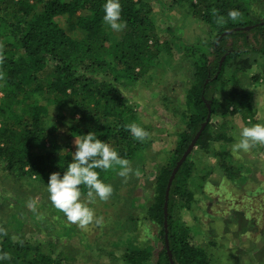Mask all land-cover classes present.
<instances>
[{
    "label": "trees",
    "instance_id": "trees-1",
    "mask_svg": "<svg viewBox=\"0 0 264 264\" xmlns=\"http://www.w3.org/2000/svg\"><path fill=\"white\" fill-rule=\"evenodd\" d=\"M172 1L189 4L193 17L209 28L210 41L191 48L192 56L193 53L198 56L193 62L191 86L184 98V105L190 113L184 118L186 126L178 134L168 166L159 169L153 183L148 182L154 193L150 204L141 211L145 209V218L161 228L163 246L157 254L156 264H210L208 254L190 243L187 227L173 218L172 211L176 200H180L181 208L186 211L196 200L194 190L189 187L193 170L203 180L201 185L196 184V189L206 191L211 171L202 176L200 155L207 154L215 159L224 179H220L221 184L240 177L239 169L232 164L234 160L241 163L242 159L238 157L241 151H233L235 140L239 138L232 130L229 132L231 121L228 119L212 130L209 119L215 114L222 120L227 116L238 117L244 127H248L244 123L259 120L249 88L260 80L264 82V18L261 15L264 11L259 10L264 9V0ZM105 2L0 0V52L4 57L0 72L5 77L0 80L4 93L0 98V163L3 170L15 175L19 181L33 178L46 188L52 173L58 172L62 177L72 158L68 144L71 137L81 138L94 132L98 139L131 163L141 160L143 151L150 144L148 138L143 142L134 140L126 130V125L136 123L148 132L150 125L144 124L139 118V110L128 104L127 101L132 102L134 96L123 88L141 80L161 50L154 32L151 8L144 0H119L121 22H126L127 27L119 32L118 40L112 42L101 28ZM213 9L226 19L230 10H237L242 13V18L220 26L212 15ZM257 12H261L262 17ZM62 17H66L69 27L74 29V37L62 27ZM256 69H260V73H253ZM42 95L50 96L45 101L58 110L66 106L74 117L65 130L64 140L57 126H43L48 108L41 103ZM135 100L137 107L144 105L142 99ZM230 107L231 111L228 110ZM194 139L192 149H200L196 162L188 161L191 149L171 180L164 213L168 181ZM119 170V167L107 172L96 169L104 183L113 184L112 197L117 199L120 186L129 188L127 197L119 196L123 201L119 218L122 226L127 225L126 231L133 232L132 227L138 224V219L133 211L136 208L130 205L137 199V184L133 182L134 177L125 183L117 174ZM113 179L116 181L112 182ZM221 187L224 189V185ZM220 190L214 193L224 191ZM17 191L19 188L15 190L18 201L0 195L2 213L6 214L12 202L19 208L22 218L39 227L43 226L42 221H53L52 217H55L63 230L62 235L78 234L77 227L67 224L64 215L61 219V212L53 206L47 213H42L44 217L41 219L37 205L35 211L28 208L23 202L24 193ZM81 193L87 194V188L81 186ZM252 210L249 211L257 214L262 208ZM0 229L7 233L0 234V253L11 255V259L0 260V264H63L72 260L66 257L61 247L56 252L50 244V253H44L41 244L28 247L23 238L14 241L16 234L5 224H0ZM61 245L64 249L69 248L66 244ZM106 256L121 259L125 264H149L151 253L139 246L125 249L119 256Z\"/></svg>",
    "mask_w": 264,
    "mask_h": 264
},
{
    "label": "rangeland",
    "instance_id": "rangeland-1",
    "mask_svg": "<svg viewBox=\"0 0 264 264\" xmlns=\"http://www.w3.org/2000/svg\"><path fill=\"white\" fill-rule=\"evenodd\" d=\"M144 2L151 8L154 32L157 41L161 44V50L141 80L123 88L127 94L142 99L144 105L138 107L134 97L132 102H127L134 109L139 110L141 121L150 125L148 129L150 144L143 151V158L131 163L134 174L128 178L134 177L133 182L137 184V195H135L137 199L130 205L131 208H136L133 211L138 224L132 227L135 230L132 232L127 229V232L125 227L127 225L122 226L123 222L120 224L123 201H120L119 196L127 197L125 195L128 194L129 188L125 186L119 187L117 199L111 196L107 202L97 199L95 203L89 204V207L94 209L95 215L103 218L101 226L93 223L87 230H82L75 225L78 234L70 236L62 235L63 230L60 229L55 217H52L53 221H42L43 226L39 227L38 224L22 218L19 208L11 204L12 202L9 203L6 214L0 211V224H5L18 239L23 238L26 246L36 247L41 244L44 253H50L51 249L48 246L50 244L56 252L60 251L61 247L66 252V257L72 259L68 262L63 261V264H125L121 259L107 257L106 254L119 256L125 249L139 246H144L150 251L149 264H156L157 254L163 246L160 241V226L146 219L145 209L142 211L141 209L150 204L154 189L149 183H153L159 169L168 166L178 134L183 132L186 126L184 118L190 112L184 105L185 92L191 86L193 62L198 56L197 53H193L192 56L191 48L199 43H208L210 40H208L209 28L193 17L188 3H175L172 0H144ZM259 10L264 11L261 8ZM260 13L257 12V15ZM261 15L264 18L263 12ZM61 25L69 36H75V31L69 27L66 17L61 18ZM101 28L112 42L118 40L119 32L111 30L104 23ZM254 72L260 73V69ZM249 90L255 109L260 110L262 115L257 122L244 124L248 127L264 124V82L258 81ZM3 96L0 87V98ZM46 97L50 96L40 97L41 103L48 108V116L44 119L43 126H57L61 139L64 140L65 130L74 117L66 106L58 110L45 101ZM219 99H222V96ZM228 110L231 111L232 108ZM228 119L231 121L229 132L232 130L233 135L236 136L239 130L244 128L238 117L227 116L222 120L215 114L210 117L209 123L212 125V130H215ZM75 139L79 138L68 139L72 155L75 152ZM199 150L198 147H194L188 161L194 164ZM249 151L258 158L264 157V145L257 144ZM249 156L251 155L245 158L239 156L242 162L243 159L246 161L244 163L233 161L232 164L239 169L240 177L229 179L224 183V189L221 187L223 184L220 183V179L211 177L206 184L205 192L202 189L197 190L196 184L201 185L203 180H199L200 175L194 174L193 170L189 187L191 191L194 190L196 200L188 211L181 208L180 200L175 202L173 218L187 227L190 243L208 254L210 264H264V164L260 161H250ZM226 161L230 164L228 158ZM114 181L116 179L112 180ZM17 188L24 193L22 197L24 204L29 208L30 202H34L39 217H44L42 213H47L52 206L47 187H42L33 178L19 181L15 175L3 170V164L0 163V195H8L14 201H18L15 192ZM220 188V191L224 190L219 193L220 197L213 195ZM198 193L201 195L198 196ZM83 198H86V194L82 195ZM256 207L262 210L257 214L252 213V209ZM63 215L61 212V219ZM61 244L68 245L70 249H64Z\"/></svg>",
    "mask_w": 264,
    "mask_h": 264
},
{
    "label": "clouds",
    "instance_id": "clouds-1",
    "mask_svg": "<svg viewBox=\"0 0 264 264\" xmlns=\"http://www.w3.org/2000/svg\"><path fill=\"white\" fill-rule=\"evenodd\" d=\"M121 4L119 0H106L103 5V23L111 30L120 32L127 27L126 22H121ZM215 22L223 26L229 20L237 22L241 20L242 13L237 10H230L227 19L218 15L216 9L212 10ZM2 49V45H0ZM4 57L0 52V63ZM4 73L0 72V80H3ZM134 140L143 142L149 137V133L136 123L126 125ZM264 145V124H255L252 127H244L239 133V141L234 144V152H248L255 145ZM75 152L71 162L68 163L63 176L60 173H52L47 183L49 201L52 206L62 212L70 225H76L82 230H87L93 223L101 226L102 217L95 215L94 209L89 204L95 203L97 199L107 202L113 193L110 184L104 183L100 178V173L96 169L107 172L119 167L118 176L126 183L134 170L128 159L121 158L116 150L109 144L98 139L94 132H89L74 141ZM81 186L87 188L86 198L82 199ZM29 207L35 211V203L30 202ZM42 219V217H41ZM0 234L7 235L4 229H0ZM18 241V237H13ZM22 244V241H19ZM9 253H0V260H9Z\"/></svg>",
    "mask_w": 264,
    "mask_h": 264
},
{
    "label": "crops",
    "instance_id": "crops-1",
    "mask_svg": "<svg viewBox=\"0 0 264 264\" xmlns=\"http://www.w3.org/2000/svg\"><path fill=\"white\" fill-rule=\"evenodd\" d=\"M258 114V115H257ZM257 114H256V118L257 117H259V119H261V115H262V112H260V110H257ZM239 126V125H238ZM238 129V128H237ZM235 137H238L239 138V133L235 136ZM238 141H239V139H237ZM238 141H236L235 140V142L237 143ZM235 143V144H236ZM261 151H263V149H261ZM248 155H251V156H249L248 157V159L250 160V161H260L262 164H264V157L262 158V157H257L256 155H254V154H252V152L251 151H249V152H245V153H242V152H240V154H238V157L239 156H243L244 158L246 157V156H248ZM200 168H201V170L203 171L202 172V176H205L206 175V173L210 170L211 171V174H210V176L211 177H215V178H217V179H223V175H222V173L220 172V170L218 169V167H216V161H215V159L214 158H212L211 156H209V155H207V154H202V155H200ZM260 159V160H259ZM244 159H243V162L242 163H244ZM246 162V161H245ZM199 178V177H198ZM199 179H201V178H199ZM224 180V179H223ZM225 182H228V180L226 181L225 180ZM223 185H224V183H223ZM245 191V190H244ZM214 194H216V193H214ZM213 194V195H214ZM216 197H220V195L219 194H216Z\"/></svg>",
    "mask_w": 264,
    "mask_h": 264
},
{
    "label": "water",
    "instance_id": "water-1",
    "mask_svg": "<svg viewBox=\"0 0 264 264\" xmlns=\"http://www.w3.org/2000/svg\"><path fill=\"white\" fill-rule=\"evenodd\" d=\"M198 136V135H197ZM196 139L193 140V142L190 144V146L188 147V149L186 150V152L184 153L183 157L181 158V160L177 163L176 168L174 169L170 180L168 181V185H167V189H166V193H165V202H164V213L166 212V204H167V197H168V191H169V187H170V183L172 178L174 177L175 172L177 171V169L179 168V166L181 165L182 161L184 160V158L189 154V152L191 151L192 147L194 146ZM165 238H166V231H165ZM166 242V239H165Z\"/></svg>",
    "mask_w": 264,
    "mask_h": 264
}]
</instances>
